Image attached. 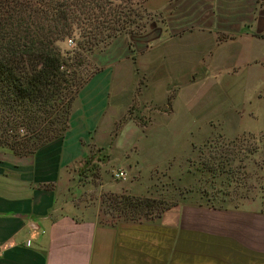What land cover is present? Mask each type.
I'll return each instance as SVG.
<instances>
[{
	"label": "rangeland",
	"instance_id": "rangeland-1",
	"mask_svg": "<svg viewBox=\"0 0 264 264\" xmlns=\"http://www.w3.org/2000/svg\"><path fill=\"white\" fill-rule=\"evenodd\" d=\"M143 7L137 44L120 36L86 54L91 74L83 85L108 71L111 89L68 199L101 224L124 220L111 199L124 193L230 207L257 200L264 208V0H146ZM81 39L74 29L58 46L70 51ZM24 133L19 124L7 130ZM117 169L125 180L113 178ZM103 179L119 188L129 182V191H107Z\"/></svg>",
	"mask_w": 264,
	"mask_h": 264
},
{
	"label": "crops",
	"instance_id": "crops-1",
	"mask_svg": "<svg viewBox=\"0 0 264 264\" xmlns=\"http://www.w3.org/2000/svg\"><path fill=\"white\" fill-rule=\"evenodd\" d=\"M110 74H94L93 85L80 88L61 137L27 153L0 146V264H264L261 201L230 207L184 199L152 219L101 224L68 199ZM110 184L103 179L101 187L129 191V182Z\"/></svg>",
	"mask_w": 264,
	"mask_h": 264
},
{
	"label": "trees",
	"instance_id": "trees-1",
	"mask_svg": "<svg viewBox=\"0 0 264 264\" xmlns=\"http://www.w3.org/2000/svg\"><path fill=\"white\" fill-rule=\"evenodd\" d=\"M145 1L0 0V141L13 152L27 153L61 137L70 101L91 74L86 54L120 36L137 44L148 14ZM74 29L82 39L72 50H62L58 42ZM17 124L25 133L7 135ZM124 194L111 199L129 221H142L137 213L158 217L175 204Z\"/></svg>",
	"mask_w": 264,
	"mask_h": 264
},
{
	"label": "built area",
	"instance_id": "built-area-1",
	"mask_svg": "<svg viewBox=\"0 0 264 264\" xmlns=\"http://www.w3.org/2000/svg\"><path fill=\"white\" fill-rule=\"evenodd\" d=\"M67 42H69V40H67ZM19 130H20V132L22 131L21 129H19ZM112 176L114 179H117V180H125L126 179V172L122 169H117V170L113 171ZM25 244H26V246H28L29 241L27 240ZM0 255H1V248H0Z\"/></svg>",
	"mask_w": 264,
	"mask_h": 264
}]
</instances>
